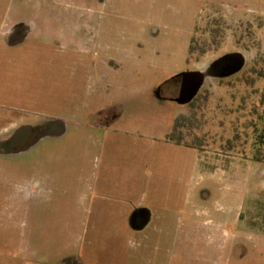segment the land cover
I'll use <instances>...</instances> for the list:
<instances>
[{
	"label": "rangeland",
	"instance_id": "obj_1",
	"mask_svg": "<svg viewBox=\"0 0 264 264\" xmlns=\"http://www.w3.org/2000/svg\"><path fill=\"white\" fill-rule=\"evenodd\" d=\"M16 3L20 29L12 35L6 16ZM31 12L59 17L61 33L33 32ZM218 17L228 25L222 47L190 56L194 36L199 47L210 43ZM107 44L114 67L124 69L115 80L138 84L122 92L125 102L96 98L94 68ZM259 72L264 0H0V264L64 261L26 246L77 236L83 218L67 189L98 172L109 135L95 125L106 123V110L139 116L126 119L123 138L145 148L151 214L143 232L125 234L122 249L104 247L106 232L81 231L83 247L67 252V262L264 264V161L254 147L264 127ZM206 89L209 97L188 112ZM182 115L193 126L183 129L186 140L202 148L168 146ZM21 128L25 139L15 141ZM125 150L135 153L125 141L115 158ZM91 239L103 247H85Z\"/></svg>",
	"mask_w": 264,
	"mask_h": 264
},
{
	"label": "crops",
	"instance_id": "obj_2",
	"mask_svg": "<svg viewBox=\"0 0 264 264\" xmlns=\"http://www.w3.org/2000/svg\"><path fill=\"white\" fill-rule=\"evenodd\" d=\"M16 4V9L15 6L14 11H12L13 9H9L6 16L7 24L11 29L10 33L12 35L18 33L17 29H20V17H18L17 11L18 3ZM25 4L28 5L26 2ZM31 4L33 6L32 2ZM26 18L35 20L37 24L33 26V32L37 34L48 32L53 35L54 30H57L58 34L61 33L62 22L59 17L55 19L50 16H45L43 13L41 15L31 12L30 16ZM112 50V45L109 46L107 44L101 53L102 57L100 61H98L94 68V71L97 73L95 81L96 98L106 102L110 101L112 97H115L125 102V97L122 92L130 87L136 88L138 84L134 80H128L129 78L115 80V74L121 73L124 69L121 66L114 67ZM126 103H130L129 97ZM102 117L106 120V123L96 124L95 127L100 130H105L100 132L108 133L109 139L105 146L98 149L100 156L98 172L90 177L78 176L76 178L77 182L72 187H69L70 189H67L68 193L73 194L72 199L75 203L73 214L83 218L80 220V224L79 220L77 225L75 224V230L79 229L77 236H74L73 241L69 242L52 243L47 246H41L39 243L32 242L26 246L27 248L33 249L31 251L32 254L39 255L43 259L52 258L55 260V257H62L64 260L62 263L52 262L53 264H81L82 258L79 256L78 258H73V263L66 261L67 252L73 249V252L76 253L74 251L75 249H81L83 247L79 234L81 231L84 233L86 231L92 233L106 232L109 236V242L105 243L104 247L122 249L125 245L124 237H126V233L143 232L148 225L144 219L146 215L151 214L147 212L145 204L147 199V182L144 177L145 148L144 146L140 147V143L135 142L130 137L126 140L123 138L130 130L126 124V119L130 120L139 116L138 114H127L123 111L121 113H113L110 110H106L103 111ZM125 141L128 146H131L132 151H135L137 154L134 152L131 154V150L129 152L125 150V158H115V152L120 150ZM168 146H176L177 148L180 145L170 141ZM161 180L159 178V181ZM71 189L73 192H71ZM81 225L84 226L83 230L81 229ZM99 246L103 247L102 243L97 239H91L86 243L85 247L93 249ZM53 247H58L59 250L56 252L47 250ZM87 262L91 263V260H87Z\"/></svg>",
	"mask_w": 264,
	"mask_h": 264
},
{
	"label": "trees",
	"instance_id": "obj_3",
	"mask_svg": "<svg viewBox=\"0 0 264 264\" xmlns=\"http://www.w3.org/2000/svg\"><path fill=\"white\" fill-rule=\"evenodd\" d=\"M193 55L194 54L191 51L190 56H193ZM249 71H250V74L256 73L257 72L256 64L255 65L253 64L251 69H249ZM259 74L263 76L264 72H259ZM209 95H210V90H206L199 97L192 100L191 103L189 104V111H191V113L195 111L196 113L200 100L205 99L206 97L208 98ZM188 120L189 118H187L186 115L179 116L175 121V125L171 133L168 136V140L174 143H177L179 145L187 146V147L198 148V149L202 148L204 146L202 142H199V143L195 141L189 142L188 140H186V135L184 134L183 129L192 126L191 122L190 121L188 122ZM255 132L257 133L256 140L254 142L255 159L258 161H264V127L261 131L255 130Z\"/></svg>",
	"mask_w": 264,
	"mask_h": 264
},
{
	"label": "flooded vegetation",
	"instance_id": "obj_4",
	"mask_svg": "<svg viewBox=\"0 0 264 264\" xmlns=\"http://www.w3.org/2000/svg\"><path fill=\"white\" fill-rule=\"evenodd\" d=\"M215 26L216 27L211 30L212 35L210 37L211 38L210 41H209L210 43H203V44H201V47H199V46H197L198 37H195V36L193 37V39L191 41V44H190V54H191V51H192V53L196 54V55H203V56L204 55H209L211 53H214L215 51H218L222 47V44H223L224 39L226 37L225 33H226L228 25L225 22H223L222 19H220L218 17V19H216V25ZM198 28L199 27L196 28L195 33L197 32ZM207 31L209 32V30H207ZM220 38H222V39H220ZM237 43L239 45H241V39H237ZM209 45L211 47H209ZM258 61H259V59L257 58L254 61V65ZM256 66H257V64H256ZM206 90H209V89H206ZM17 131L18 132L15 134V137H14L15 141H19L20 139H25V132H23V131H26V129L21 128V129H19ZM15 144H16V142H15Z\"/></svg>",
	"mask_w": 264,
	"mask_h": 264
},
{
	"label": "water",
	"instance_id": "obj_5",
	"mask_svg": "<svg viewBox=\"0 0 264 264\" xmlns=\"http://www.w3.org/2000/svg\"><path fill=\"white\" fill-rule=\"evenodd\" d=\"M23 132H25V131H23Z\"/></svg>",
	"mask_w": 264,
	"mask_h": 264
}]
</instances>
